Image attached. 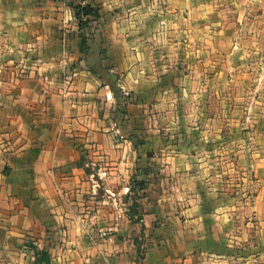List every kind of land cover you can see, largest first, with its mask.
<instances>
[{"label":"crops","instance_id":"obj_1","mask_svg":"<svg viewBox=\"0 0 264 264\" xmlns=\"http://www.w3.org/2000/svg\"><path fill=\"white\" fill-rule=\"evenodd\" d=\"M41 250L264 264V0H0V264Z\"/></svg>","mask_w":264,"mask_h":264},{"label":"trees","instance_id":"obj_2","mask_svg":"<svg viewBox=\"0 0 264 264\" xmlns=\"http://www.w3.org/2000/svg\"><path fill=\"white\" fill-rule=\"evenodd\" d=\"M75 17L80 28V31H85L87 28H90L94 23L98 22L101 18V14L98 9H95L91 6H80L75 8ZM92 39L95 40L93 37ZM91 42L90 36H83L82 38V51L87 53L89 50ZM98 42V53L100 57V62L97 64L95 69H93L94 74H98L100 76L105 75L107 77L108 83L113 90L114 97L117 102V110L115 118H120L122 121L125 120V116L127 114L126 107L129 103V97L125 96L122 91L118 87V78L117 76L108 75L111 70V65L108 62L106 52L103 48L104 40L102 38L99 39ZM36 264H51L50 254L46 250L36 251Z\"/></svg>","mask_w":264,"mask_h":264},{"label":"built area","instance_id":"obj_3","mask_svg":"<svg viewBox=\"0 0 264 264\" xmlns=\"http://www.w3.org/2000/svg\"><path fill=\"white\" fill-rule=\"evenodd\" d=\"M122 87V86H121ZM123 89V88H122ZM123 92H125V90L123 89ZM127 94V93H126Z\"/></svg>","mask_w":264,"mask_h":264}]
</instances>
